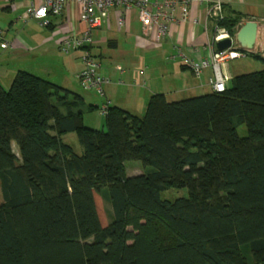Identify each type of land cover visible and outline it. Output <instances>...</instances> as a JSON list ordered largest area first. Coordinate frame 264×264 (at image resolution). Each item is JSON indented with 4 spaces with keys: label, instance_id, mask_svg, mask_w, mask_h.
Here are the masks:
<instances>
[{
    "label": "trees",
    "instance_id": "trees-1",
    "mask_svg": "<svg viewBox=\"0 0 264 264\" xmlns=\"http://www.w3.org/2000/svg\"><path fill=\"white\" fill-rule=\"evenodd\" d=\"M211 19L231 36L241 20L223 2ZM86 104L26 70L0 82V264H264V69L223 92L153 94L143 116L109 105L106 129L85 124ZM129 161L145 171L129 176Z\"/></svg>",
    "mask_w": 264,
    "mask_h": 264
},
{
    "label": "crops",
    "instance_id": "crops-1",
    "mask_svg": "<svg viewBox=\"0 0 264 264\" xmlns=\"http://www.w3.org/2000/svg\"><path fill=\"white\" fill-rule=\"evenodd\" d=\"M44 1L0 0L1 70H24L21 68L25 64L33 66L36 58H60L61 40L68 35H80L86 29V23L81 19V11L73 3L67 6L62 15L49 14L48 26H43L42 20L28 18L30 6L39 7ZM212 1L193 0L188 21L173 23L169 35L160 43L155 42L154 30L144 29L137 9L124 13V24L120 23L123 10L119 7L111 9L103 17L102 25L95 31L91 47L93 54L102 62V73L113 79L112 83L105 86L106 98L89 103L96 106L95 111L101 112V106L109 100L111 106H118L132 114L143 116L153 94L164 93L167 97V94L174 91L197 92L205 88H210L211 92V66L204 68L202 74L197 77L191 68L184 65L180 57L172 56L177 53V49H181L190 58L211 59L207 44L216 31L215 22L209 14ZM221 1L224 3L226 14L241 18L236 26V34L239 27L247 21L258 22V36L252 52L258 58L251 57L262 62L260 58H264V0ZM195 20H198V23H195ZM4 42H8L10 46L3 47ZM81 54V51H76L73 56L80 59ZM65 58L66 63L73 65L71 56ZM82 68L83 64H79L77 80ZM231 70L232 65L227 64L225 73L230 78L227 84L237 76ZM171 82H180L179 90L168 91L166 88ZM82 95L87 103L89 95Z\"/></svg>",
    "mask_w": 264,
    "mask_h": 264
},
{
    "label": "built area",
    "instance_id": "built-area-1",
    "mask_svg": "<svg viewBox=\"0 0 264 264\" xmlns=\"http://www.w3.org/2000/svg\"><path fill=\"white\" fill-rule=\"evenodd\" d=\"M193 0H45L44 3L35 7L31 5L27 17L42 20L43 26L50 23L47 20L49 14L62 15L70 3L75 4L81 11V19L86 23V29L80 35H68L60 42V51L66 55L74 51H81L80 59L83 68L78 75L80 85L86 90L95 91L100 97L106 98L105 86L113 82V79L102 73V62L93 54L92 45L95 31L102 25L103 17L113 8H121L123 16L120 23L124 24V13L128 10L137 9L140 21L146 31L155 32V42L160 43L170 33L173 23L187 22L190 17V8ZM209 14L216 18L222 14V1L213 0L210 3ZM198 23V20H195ZM225 37H234L226 28L217 26L212 39L208 41L207 48L210 50L211 59H195L188 57L181 49L173 58L180 57L184 65L191 68L195 76L199 77L203 69L211 66L213 76L210 85L213 91L223 92L226 90L229 76L224 67L229 61L246 56V52L235 47L216 53L215 42ZM8 42L3 47H9ZM122 82V80H119ZM110 101L107 100L100 108L105 114Z\"/></svg>",
    "mask_w": 264,
    "mask_h": 264
},
{
    "label": "rangeland",
    "instance_id": "rangeland-1",
    "mask_svg": "<svg viewBox=\"0 0 264 264\" xmlns=\"http://www.w3.org/2000/svg\"><path fill=\"white\" fill-rule=\"evenodd\" d=\"M216 30V28H215ZM228 31V30H227ZM229 32V31H228ZM236 35V34H235ZM76 51L72 52L71 54H68L72 57L73 60V65L70 63H66V58H69L70 56H66L64 53L62 54L60 58L54 57L51 58H36L35 61H33L34 65L37 66H32V65H24L23 68L26 71H29L35 75H38L40 77H44L55 84H58L60 86H63L66 89L71 90L74 93H79V94H87L89 95V99L87 100L86 105H90L89 103H95L96 100H99L100 97L96 92L93 93V91H86L80 84L79 81L77 80L76 77V72L78 65H82V61L78 57H74L73 54ZM78 55V54H77ZM65 56V57H64ZM65 58V59H64ZM41 61V64H39ZM228 64L232 65V73H235L237 75L245 74V73H251V72H257L261 71L264 69V63L261 61H258L256 59H253L251 56L246 55L234 60H231L228 62ZM15 67V66H12ZM19 69H16L14 71L7 72L5 70L0 69V82L2 86L5 89H10L12 82L14 80V77L16 75V72ZM225 71V67H224ZM189 80L190 77H189ZM179 86V87H178ZM181 84L180 82H171L169 83L168 87L166 88L168 91L170 89L174 90H179ZM210 88H205L202 90H199L197 92H191V91H184L180 93L177 92H172L167 94V99L169 101H178L198 95H203L206 93H209ZM95 98V101H94ZM84 122L87 126H90L95 129H106L105 127V115L101 114V112H98V110L95 111L91 109H86L84 110ZM238 133L241 136H246L248 131H247V126L246 125H239L237 127ZM64 142L70 144L74 151L77 154H82L83 153V146L80 143L78 136L75 133H69L63 136ZM14 150L16 151L17 154H19V148L16 143H14ZM125 167L127 170V174L129 176H134V175H139L142 174L145 170L141 162L139 161H129L125 163ZM96 201L98 204L99 212L104 220V223L108 221V216L110 214V209L111 206L109 203L103 200V198L96 193ZM161 198L163 200H174L180 197H187L188 196V190L186 188L183 189H169L167 191L161 192ZM3 203V197L1 193V184H0V204ZM161 236H162V242H165L164 244H167L171 240V234L166 230L162 229L161 231Z\"/></svg>",
    "mask_w": 264,
    "mask_h": 264
},
{
    "label": "water",
    "instance_id": "water-1",
    "mask_svg": "<svg viewBox=\"0 0 264 264\" xmlns=\"http://www.w3.org/2000/svg\"><path fill=\"white\" fill-rule=\"evenodd\" d=\"M259 24L255 20H249L241 25L234 37H225L215 42L216 53L235 47L246 53H252L257 41Z\"/></svg>",
    "mask_w": 264,
    "mask_h": 264
}]
</instances>
